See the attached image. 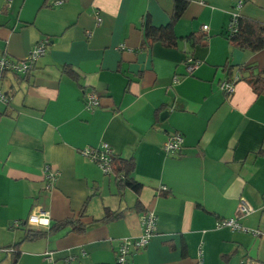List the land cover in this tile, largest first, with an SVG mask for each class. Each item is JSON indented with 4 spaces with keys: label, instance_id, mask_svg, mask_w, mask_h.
<instances>
[{
    "label": "crops",
    "instance_id": "0c3cea01",
    "mask_svg": "<svg viewBox=\"0 0 264 264\" xmlns=\"http://www.w3.org/2000/svg\"><path fill=\"white\" fill-rule=\"evenodd\" d=\"M56 1L0 0V59L24 60L50 40L26 74L0 73L8 99L0 101V264H65L72 256V264H117L121 244L141 236L145 211L157 216L156 234L130 264H198L200 247L203 264H264V94L251 84L264 79V48L228 39L239 3L244 20L264 26V0H186L175 46L146 34L148 23L169 25L175 0ZM191 36L204 41L194 46ZM188 58L200 62L192 75ZM235 80L229 97L220 85ZM88 93L100 98L92 111ZM177 132L184 147L168 156L163 146ZM103 143L117 170L134 162L128 179L142 185L139 194L80 155ZM46 167L60 172L50 190ZM242 199L255 209L239 219L248 231L217 230ZM39 208L50 212V226H26ZM108 211L113 218L104 221ZM67 220L86 231L48 232ZM29 232L48 234L29 240Z\"/></svg>",
    "mask_w": 264,
    "mask_h": 264
},
{
    "label": "built area",
    "instance_id": "2783aa9c",
    "mask_svg": "<svg viewBox=\"0 0 264 264\" xmlns=\"http://www.w3.org/2000/svg\"><path fill=\"white\" fill-rule=\"evenodd\" d=\"M65 0H58L55 2V6H62ZM11 0H8V5L10 6ZM242 3H239L237 10L232 13L231 21L228 26V34L235 35L239 30V19L240 10ZM102 19L99 15L96 16V24L100 25ZM208 26H203L202 31H208ZM86 36L88 38L92 37L91 32H87ZM50 45V40L45 39L39 42L34 49L31 50L29 55L24 60L12 61L4 57L0 59V73L12 72L17 74H26L36 65L37 61L40 60L47 54L48 48ZM200 66V62L194 60L193 58H188L187 60V75H192ZM175 81H178L176 79ZM236 82L235 81H225L220 85V90L227 96L234 95L236 91ZM0 101L8 103L7 96L0 91ZM85 106L88 111L97 109L100 106V98L94 93L85 94ZM184 147V137L181 133L171 134L167 141L165 142L163 149L166 155L168 156H178L181 154ZM80 155L90 162L94 163L105 175H115L114 173V162L116 154L114 149L107 143H103L98 148H85L80 151ZM60 177V172L52 170L50 167L45 169V187L50 190L54 188ZM124 179V177H121ZM162 192H167L166 187L161 188ZM255 209L244 199L241 200L238 205L236 215L231 218L220 219L216 223V229H230L234 232H247L248 230L242 226L239 222L241 217L249 216L254 213ZM51 216L50 212L45 211L41 208L30 214L25 225L30 228H48L50 226ZM140 224L142 227V234L140 237L135 239L125 240L117 253V264H130V258L138 253L139 251H144L151 240L155 237L157 229V216L153 211H145L140 216ZM258 233H255L257 236ZM10 253H14L15 249L4 250ZM199 262L198 264H203V250L200 247L199 250ZM45 260L47 262H54V256L52 252H47L45 254ZM75 258L69 257L65 260V264L74 263ZM242 264H254L252 262H243Z\"/></svg>",
    "mask_w": 264,
    "mask_h": 264
},
{
    "label": "trees",
    "instance_id": "16d2710c",
    "mask_svg": "<svg viewBox=\"0 0 264 264\" xmlns=\"http://www.w3.org/2000/svg\"><path fill=\"white\" fill-rule=\"evenodd\" d=\"M188 7V2L186 0H175L174 13L172 15V20L168 26L162 28H154L149 23L146 25V34L147 37H152L154 41H162L167 46H175L177 38L174 34V25L182 17L185 10ZM228 39L230 42L240 48L249 49L252 51H259L264 48V26H260L251 22L244 20L242 17L239 19V30L235 35L228 34ZM191 40L193 45H197L200 42L204 41V37H195L191 36L188 38ZM251 84L254 86L255 91L258 94H264V79L259 77L254 80H251ZM1 117V115H0ZM117 162V161H116ZM115 162V164H116ZM134 162L131 161H122L120 169L117 170L114 168V173L117 178V183L120 189L129 187L134 190L136 193L142 191V185L128 179V174L133 170ZM125 171L126 174L122 176L121 172ZM121 177H124L122 179ZM113 218V213L107 212L104 221ZM71 227L72 231L76 233H84L86 231V226L77 220H67L62 223L55 224L52 228L49 229V233L55 232L57 230ZM48 232H29L26 239L36 240L43 238L48 234ZM12 253L15 256H18L19 252L17 249Z\"/></svg>",
    "mask_w": 264,
    "mask_h": 264
},
{
    "label": "water",
    "instance_id": "95a60500",
    "mask_svg": "<svg viewBox=\"0 0 264 264\" xmlns=\"http://www.w3.org/2000/svg\"><path fill=\"white\" fill-rule=\"evenodd\" d=\"M166 116H167V112L163 113V114H162V117H161V118H162V120H163V119H165V118H166Z\"/></svg>",
    "mask_w": 264,
    "mask_h": 264
}]
</instances>
